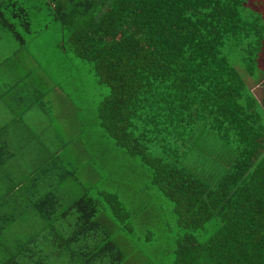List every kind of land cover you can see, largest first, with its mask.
Returning <instances> with one entry per match:
<instances>
[{
  "label": "trees",
  "instance_id": "16d2710c",
  "mask_svg": "<svg viewBox=\"0 0 264 264\" xmlns=\"http://www.w3.org/2000/svg\"><path fill=\"white\" fill-rule=\"evenodd\" d=\"M253 4L0 0V31L23 43L30 8L44 5L59 22L58 47L85 60L108 87L99 125L148 167L184 229L169 264H264L263 111L247 84L264 76V12ZM39 147L48 148L24 150L28 173L0 198V264H49L55 255L61 264H121L125 252L102 219L127 227L119 195L83 188L65 204L54 188L40 192V173L54 166L56 154L41 160ZM11 153L0 145V165ZM29 212L42 220L38 229L3 234Z\"/></svg>",
  "mask_w": 264,
  "mask_h": 264
},
{
  "label": "rangeland",
  "instance_id": "374dc122",
  "mask_svg": "<svg viewBox=\"0 0 264 264\" xmlns=\"http://www.w3.org/2000/svg\"><path fill=\"white\" fill-rule=\"evenodd\" d=\"M253 1V6L260 7L264 12V0ZM28 20L31 32L24 31L23 43H19L10 32L0 31V60L10 56L8 64L14 58H20L14 65L15 73L1 70L0 78L8 83L21 84L23 88L39 79L42 81L40 88L48 89L45 99H49L50 103L45 100L42 105L45 113L35 121L53 130L58 137L49 134L54 139L48 141L47 151L43 153L44 149L39 147L35 152L41 160L46 155L53 160L56 154L54 166L49 165L40 173V192L54 188L65 204L83 188H87L93 196L99 195L102 190L117 193L128 212L125 220L127 227L122 228L107 218L102 219L107 224L111 223V236L125 252L121 264H169L172 243L184 229L177 222L178 216L174 213L171 200L151 184L148 167L138 157L125 154L99 125L98 105L107 94L108 87L96 80L85 60L58 47L60 25L44 5L39 9L31 7ZM19 30L23 31V27ZM19 45L21 48L13 52ZM229 58L239 67L236 63L238 54L230 52ZM28 69L31 74L24 76ZM51 87H55L53 93ZM58 88L63 89V98L57 97L55 91ZM39 108L34 107V113L39 112ZM76 117H79L80 125ZM22 169L24 176L29 167L24 165ZM41 223L42 220L33 212L21 214L9 230H3V234L21 235L24 231L38 229ZM211 231L208 230L207 234ZM2 246L0 244V262L5 256ZM55 258L59 256L50 258L49 264H61V260Z\"/></svg>",
  "mask_w": 264,
  "mask_h": 264
},
{
  "label": "crops",
  "instance_id": "0c3cea01",
  "mask_svg": "<svg viewBox=\"0 0 264 264\" xmlns=\"http://www.w3.org/2000/svg\"><path fill=\"white\" fill-rule=\"evenodd\" d=\"M14 49L13 52H15ZM261 58L263 61L264 53ZM9 59L10 56L6 55V57L0 60V71L4 70L5 72L14 74L16 71L14 65L20 58H14L11 63L6 64ZM258 67L264 70L262 62H260ZM30 71V69L26 71L27 76L30 75ZM40 83L42 84L41 80H34L33 84H30L29 87L23 88L21 84L15 82L8 83L0 78V145L6 144L12 152L9 158L0 165V198L5 195L4 192L7 186L10 187L11 184L22 181V166L28 164V160L24 159L26 155V151L24 150L26 148L30 150L42 143L48 147V141L54 139L49 134L57 136L55 132H52L53 130L47 129L42 124L38 125L35 121V118L39 119L45 113L42 109L45 100L50 103L49 99H45L48 89H41ZM247 84L261 107V113L263 111V116H260V122L264 123V76L259 81H253L248 78ZM51 90H53V93L55 87H51ZM55 92L58 98H63L62 88L56 89ZM7 93L9 96H7ZM34 107H40V111L34 113ZM44 117L48 118L45 115ZM76 119L79 120L77 123L80 125L79 117H76ZM23 145L25 146L23 147Z\"/></svg>",
  "mask_w": 264,
  "mask_h": 264
}]
</instances>
